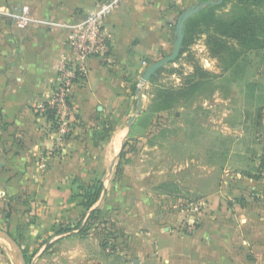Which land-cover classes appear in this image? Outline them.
<instances>
[{"label":"crops","instance_id":"obj_1","mask_svg":"<svg viewBox=\"0 0 264 264\" xmlns=\"http://www.w3.org/2000/svg\"><path fill=\"white\" fill-rule=\"evenodd\" d=\"M198 3L123 0L106 20L113 35V62L88 60L86 75L71 91L72 130L59 140L53 122L38 106L54 92L59 58L68 52L71 28L95 9L97 0H0V201L6 207L16 205L21 220L30 214L31 240L40 242L37 260L103 264L96 234L81 235L74 229L57 236L56 222L67 226L84 212L78 188L82 181L101 178L105 170L104 177L112 175V161L132 132L130 117L144 70L172 52L181 11ZM25 4L34 21L18 28L15 18ZM200 46L206 49L205 43ZM256 53L260 69L252 91L243 93L254 111L252 126H246L249 114L239 113L244 123L238 124L236 147L227 133L221 138L222 185L204 190L200 211H192L188 218L195 229L169 233L164 225L141 234L137 249L117 251L112 264H136V259L138 264H264V50ZM228 99L221 92L225 104ZM223 126L229 127L225 116ZM49 148L54 151L41 169ZM107 191L109 186L104 195ZM43 227L51 230L47 241L41 235ZM56 240V249L45 255L48 244Z\"/></svg>","mask_w":264,"mask_h":264},{"label":"rangeland","instance_id":"obj_2","mask_svg":"<svg viewBox=\"0 0 264 264\" xmlns=\"http://www.w3.org/2000/svg\"><path fill=\"white\" fill-rule=\"evenodd\" d=\"M204 38L192 46V52L201 66L216 75L190 99L181 100L170 110L156 112L152 108L155 90L162 86L179 87L185 76L193 71L186 55L163 66L166 69L161 78L155 83L150 80L148 87L141 89L142 104L139 106L137 98L136 108L130 117L134 118L132 132L126 140L123 156L117 155L112 161V175L104 177L105 170L101 178L81 182L85 185L102 182L104 189L109 186L110 193L107 191L104 195L103 190L101 201L94 205L99 210L97 217L90 218L94 206L89 211L84 206V212L69 223V226H76L81 222V228H90L86 236L97 235L103 264H112V254L117 251L126 249L133 252L141 234L152 233L164 225L169 233H189L195 229V222L189 223L188 218L192 211H200L198 205L204 202V190L217 189L222 185L221 138H225L223 135L227 133L230 144L236 147L238 124L242 126L244 123L242 117L238 119L239 113L249 114L245 122L248 120L246 126H252L250 116L254 111L243 99V93L252 91V80L260 69L256 53L260 50L249 52L238 65L222 72L219 62L210 56L207 47L200 46ZM221 92L230 97L227 104L221 100ZM222 116L228 118V128L221 127ZM250 153L253 154V150ZM11 197L7 196L12 202ZM110 197L112 201L108 200ZM5 205L0 201V230L9 234L16 243L19 244L18 238L22 241L31 264H51L37 260L35 256L40 242L31 240L30 214L21 220L16 205ZM63 224L56 222V229ZM41 231L43 241L52 237L48 227ZM56 243L48 244L44 254L56 249ZM89 249H92V243ZM153 249L156 250L155 243ZM20 256V250L12 240L0 236V264H22Z\"/></svg>","mask_w":264,"mask_h":264},{"label":"trees","instance_id":"obj_3","mask_svg":"<svg viewBox=\"0 0 264 264\" xmlns=\"http://www.w3.org/2000/svg\"><path fill=\"white\" fill-rule=\"evenodd\" d=\"M204 1L209 0H199V3ZM212 1L216 3L205 6L186 22L185 39L180 58L186 55V60L193 65L192 73L185 76L182 85L179 87L162 86L155 90L152 108L156 112L170 110L181 100L190 99L206 81L216 75L201 66L193 55L192 46L202 37L205 36L204 43L208 52L213 59L219 62L222 72H228L238 65L240 60L249 52L264 50V0ZM227 8L229 9L226 10ZM164 69L166 67L161 68L159 76L152 77L151 82L155 83L160 79ZM45 115L54 123V109L48 108ZM126 144L127 141L124 142L120 157L124 154ZM78 188L79 195L83 199L82 204L89 211L99 201L104 190V184L98 181L87 185L80 183ZM98 212V207L93 208L90 218L97 217ZM74 229H78L80 233L85 235L90 228H81V222L73 227L61 225L54 231V235H63ZM17 241L23 250L27 264H31L22 241L19 238Z\"/></svg>","mask_w":264,"mask_h":264},{"label":"built area","instance_id":"obj_4","mask_svg":"<svg viewBox=\"0 0 264 264\" xmlns=\"http://www.w3.org/2000/svg\"><path fill=\"white\" fill-rule=\"evenodd\" d=\"M123 0H97V6L85 19L71 28L67 39L68 52L60 55L57 67V82L49 101L38 106L45 114L48 108L55 111L54 130L59 140H64L72 130L73 107L71 91L73 86L84 78L87 62L92 57L113 62L111 57L113 35L106 26V20L121 6ZM34 21L30 6L25 4L16 15L18 28H26ZM146 64V62H144ZM144 84L140 83L142 88ZM54 148L43 155L39 167L45 169Z\"/></svg>","mask_w":264,"mask_h":264},{"label":"water","instance_id":"obj_5","mask_svg":"<svg viewBox=\"0 0 264 264\" xmlns=\"http://www.w3.org/2000/svg\"><path fill=\"white\" fill-rule=\"evenodd\" d=\"M215 1L209 0V1H204V2H200L196 5L190 6L188 8H186L180 15L178 18V24L176 27V31H175V38H174V48L172 50V52L166 56H163L162 58L155 60L154 62H152L151 64H149L146 69L144 70V73L142 75L141 78V83L145 84L147 82H149L151 80L152 77L154 76H158L159 75V70L165 66L168 63L171 62H175L176 60H178L179 56L181 55V51L183 48V43H184V39H185V28H186V22L187 20L192 17L193 15H195L197 12H199L202 8H204L205 6L208 5H212L215 4ZM140 90L141 88H138V103L139 106L142 104V99L140 97ZM134 118L132 117L130 119V123L129 125L131 126L133 123ZM124 146V145H123ZM0 236H6L7 238H9L10 240H12V242L14 243V245L19 248L20 250V257L22 260V264H27L23 251L20 247V245L18 243H16L15 240L12 239V237L7 234L6 232L0 230ZM136 264L139 263V260L136 259L135 261Z\"/></svg>","mask_w":264,"mask_h":264},{"label":"bare ground","instance_id":"obj_6","mask_svg":"<svg viewBox=\"0 0 264 264\" xmlns=\"http://www.w3.org/2000/svg\"><path fill=\"white\" fill-rule=\"evenodd\" d=\"M120 135H123V134L120 133ZM123 136H124V135H123ZM116 139H117V138H116ZM118 139H119V138H118ZM120 141H121V139H120ZM120 141L118 140V141H116V143L114 144L116 148L119 147V145H120ZM116 150L118 151V149H116Z\"/></svg>","mask_w":264,"mask_h":264}]
</instances>
